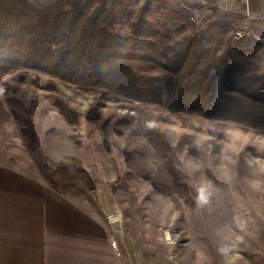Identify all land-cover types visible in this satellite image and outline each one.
I'll use <instances>...</instances> for the list:
<instances>
[{"label":"rangeland","instance_id":"rangeland-1","mask_svg":"<svg viewBox=\"0 0 264 264\" xmlns=\"http://www.w3.org/2000/svg\"><path fill=\"white\" fill-rule=\"evenodd\" d=\"M161 1L188 10L189 35L210 23L221 27V48L252 35L255 66L264 70L263 18L227 11L223 0ZM228 2L247 8L246 0ZM119 27L128 33V23ZM23 70L34 77L29 95ZM5 91L26 114L6 104ZM55 96L77 111V124L65 121ZM156 106L109 98L104 89H82L29 67L0 72V162L44 179L95 214L124 264H264V130L164 109L177 166L168 168L141 131L138 110Z\"/></svg>","mask_w":264,"mask_h":264},{"label":"trees","instance_id":"trees-1","mask_svg":"<svg viewBox=\"0 0 264 264\" xmlns=\"http://www.w3.org/2000/svg\"><path fill=\"white\" fill-rule=\"evenodd\" d=\"M166 7L161 0L138 6L126 0H0V72L29 67L82 89H104L109 98L158 105L151 112L138 110L141 131L168 168L177 166L162 127L164 109L264 130L258 41L250 35L221 48V27L210 23L189 35L188 10ZM122 22L128 23L127 34ZM23 73L29 95L34 77ZM3 97L26 114L13 93ZM53 99L65 121H80L60 96Z\"/></svg>","mask_w":264,"mask_h":264},{"label":"crops","instance_id":"crops-1","mask_svg":"<svg viewBox=\"0 0 264 264\" xmlns=\"http://www.w3.org/2000/svg\"><path fill=\"white\" fill-rule=\"evenodd\" d=\"M247 1L264 19V0ZM109 237L95 214L44 179L0 162V264H124Z\"/></svg>","mask_w":264,"mask_h":264},{"label":"built area","instance_id":"built-area-1","mask_svg":"<svg viewBox=\"0 0 264 264\" xmlns=\"http://www.w3.org/2000/svg\"><path fill=\"white\" fill-rule=\"evenodd\" d=\"M229 0H226L225 4H223L221 7L227 11H231V12H236V13H242L244 14L245 16H247L248 18H251V19H258V18H263L259 15H254L252 13L249 12V10L247 8H237L235 7L233 4H230L228 2ZM200 2L203 4V5H206L208 3L207 0H200ZM213 6H215L216 4L212 3ZM242 33H243V30H237L236 31V36L237 37H241L242 36ZM109 241H110V245L112 247V249L115 251V253L117 255L120 254L119 250H118V247H117V243H116V239L113 237V236H110L109 237Z\"/></svg>","mask_w":264,"mask_h":264}]
</instances>
